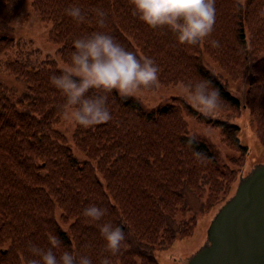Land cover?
<instances>
[{"label":"trees","instance_id":"trees-1","mask_svg":"<svg viewBox=\"0 0 264 264\" xmlns=\"http://www.w3.org/2000/svg\"><path fill=\"white\" fill-rule=\"evenodd\" d=\"M26 2L0 0V264H25L28 242L47 248L50 233L61 250L75 249L99 264L109 255L98 227L105 221L125 232L113 264H159L158 250L190 238L198 217L214 215L233 195L249 156L231 121L242 109L264 148V0H215L213 31L195 45L178 42L167 27H149L133 14L132 0H29L50 26L47 40L64 65L74 38L104 30L158 65L157 84L140 90L180 85L187 91L185 82L206 78L223 97L220 118H212L179 97L147 110L113 90L103 93L112 118L87 128L72 124L69 135L58 129L64 97L50 82L63 68L29 40L9 35ZM73 5L84 20L65 12ZM97 8L107 13L102 27ZM210 39L220 45L212 47ZM228 79L245 82L244 101L231 93ZM190 118L217 129L231 155L219 158L190 135ZM90 203L106 209L100 221L83 215Z\"/></svg>","mask_w":264,"mask_h":264},{"label":"clouds","instance_id":"clouds-1","mask_svg":"<svg viewBox=\"0 0 264 264\" xmlns=\"http://www.w3.org/2000/svg\"><path fill=\"white\" fill-rule=\"evenodd\" d=\"M132 11L152 28L167 27L176 34L180 43L198 44L209 37L216 21L215 0H132ZM76 21L85 19L79 5L65 9ZM96 23H106L107 13L101 8L95 10ZM218 47L216 39L208 41ZM73 50L66 66L50 76V82L64 97L62 112L70 124L82 127L94 126L112 118L107 95L112 92L121 96L134 93L142 87L155 86L158 82V65L151 57L137 54L104 30H96L73 39ZM190 98L200 109L212 113L222 106L220 90L206 78L185 82ZM101 90L93 94L91 90ZM195 135V134H194ZM190 143V142H189ZM194 158L203 163L202 153L193 150ZM83 215L91 221H100L106 209L90 203ZM109 255L102 256L99 264H113L112 257L121 252L125 241L123 228L110 221L98 225ZM49 246L41 247L31 241L27 247L32 253L25 264H93L87 254L75 249L63 248L62 241L55 234L48 235Z\"/></svg>","mask_w":264,"mask_h":264},{"label":"rangeland","instance_id":"rangeland-1","mask_svg":"<svg viewBox=\"0 0 264 264\" xmlns=\"http://www.w3.org/2000/svg\"><path fill=\"white\" fill-rule=\"evenodd\" d=\"M12 27L13 31L9 35L29 40L32 46L41 51L42 55H50L58 60L55 56L57 45L50 43L47 40L50 26L40 21L38 14L32 11L29 0H27L21 10L20 18L12 24ZM58 65L60 68L66 66L59 60ZM216 70L220 73L217 68ZM0 77L5 78L2 74H0ZM228 85L231 93L241 101H244L246 90L245 82L231 81L228 79ZM127 96L139 101L147 110L168 102L172 97H179L194 106L200 113L212 118H220V114L216 110L212 113L202 111L190 98L188 92L180 85L173 87L159 86L154 92H146L139 89ZM231 121L232 123L239 125L240 141L249 148V156L243 172V175H246L254 166L264 164V148L259 145L255 138L254 125L246 109H242L241 114ZM187 122L189 134L207 142L219 158L225 159L227 155H231V152L220 143L217 129L210 127L200 119L190 118L187 119ZM58 129L69 135L70 130L72 129V124L68 123L65 118H63ZM212 218V214L199 216L194 233L190 238L176 240L168 249L158 250L156 252V259L159 264H186L187 258L206 242V233Z\"/></svg>","mask_w":264,"mask_h":264},{"label":"water","instance_id":"water-1","mask_svg":"<svg viewBox=\"0 0 264 264\" xmlns=\"http://www.w3.org/2000/svg\"><path fill=\"white\" fill-rule=\"evenodd\" d=\"M188 264H264V164L240 177Z\"/></svg>","mask_w":264,"mask_h":264}]
</instances>
